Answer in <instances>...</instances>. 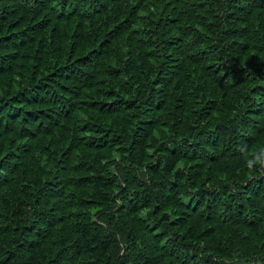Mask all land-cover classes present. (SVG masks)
<instances>
[{
	"label": "trees",
	"instance_id": "1",
	"mask_svg": "<svg viewBox=\"0 0 264 264\" xmlns=\"http://www.w3.org/2000/svg\"><path fill=\"white\" fill-rule=\"evenodd\" d=\"M264 0H0V264H264Z\"/></svg>",
	"mask_w": 264,
	"mask_h": 264
},
{
	"label": "clouds",
	"instance_id": "2",
	"mask_svg": "<svg viewBox=\"0 0 264 264\" xmlns=\"http://www.w3.org/2000/svg\"><path fill=\"white\" fill-rule=\"evenodd\" d=\"M244 161L249 171H254L257 168L264 169V150L246 153L244 155Z\"/></svg>",
	"mask_w": 264,
	"mask_h": 264
}]
</instances>
